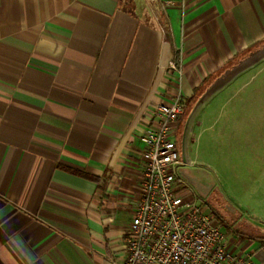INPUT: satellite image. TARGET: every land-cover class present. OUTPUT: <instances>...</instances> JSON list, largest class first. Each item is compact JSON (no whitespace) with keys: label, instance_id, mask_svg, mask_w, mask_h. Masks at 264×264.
Here are the masks:
<instances>
[{"label":"crops","instance_id":"0c3cea01","mask_svg":"<svg viewBox=\"0 0 264 264\" xmlns=\"http://www.w3.org/2000/svg\"><path fill=\"white\" fill-rule=\"evenodd\" d=\"M263 43L264 0H0V264L123 260L159 105ZM216 219L264 264V229Z\"/></svg>","mask_w":264,"mask_h":264},{"label":"rangeland","instance_id":"374dc122","mask_svg":"<svg viewBox=\"0 0 264 264\" xmlns=\"http://www.w3.org/2000/svg\"><path fill=\"white\" fill-rule=\"evenodd\" d=\"M260 58L196 115L190 133L192 164L179 172L215 215L212 195L227 212L222 214L227 220L264 229V52ZM202 91L186 102L182 131Z\"/></svg>","mask_w":264,"mask_h":264},{"label":"built area","instance_id":"2783aa9c","mask_svg":"<svg viewBox=\"0 0 264 264\" xmlns=\"http://www.w3.org/2000/svg\"><path fill=\"white\" fill-rule=\"evenodd\" d=\"M171 70L183 75L177 60ZM186 110L181 95L157 110L159 125L142 136L146 145L142 199L127 237V254L114 264H244L226 244L223 223L191 192L177 126ZM189 191L191 194L185 195Z\"/></svg>","mask_w":264,"mask_h":264},{"label":"water","instance_id":"95a60500","mask_svg":"<svg viewBox=\"0 0 264 264\" xmlns=\"http://www.w3.org/2000/svg\"><path fill=\"white\" fill-rule=\"evenodd\" d=\"M263 52H264V43L261 44L258 48L248 53L247 55H245L242 59L238 60L231 67L227 68V70L222 75L214 79V81L206 88L203 94L198 98L196 103L193 105V108L184 125L185 133L187 132L191 133L192 122L194 118L206 106L208 102H210L222 90L228 87L229 84L232 81H234L235 78H237L240 74H242L246 70L250 69L251 67H254L256 64L261 62L262 59L260 58V55ZM182 159L185 165L192 164V158L190 157L189 153L186 152V150H184L183 152ZM184 175L187 176V174Z\"/></svg>","mask_w":264,"mask_h":264},{"label":"flooded vegetation","instance_id":"af4514ba","mask_svg":"<svg viewBox=\"0 0 264 264\" xmlns=\"http://www.w3.org/2000/svg\"><path fill=\"white\" fill-rule=\"evenodd\" d=\"M178 142H179V147H180V151H181V155H183L184 150H186L187 153H191L190 151V133L184 132V128L183 131L181 130L179 132V138H178ZM211 203L213 204V208L215 209L216 214L221 217L224 218L225 220H227L223 215H226L227 212H225V210L221 207V205L219 203H217L214 199V196H211L210 199ZM223 214V215H222ZM230 215H228L229 217Z\"/></svg>","mask_w":264,"mask_h":264},{"label":"trees","instance_id":"16d2710c","mask_svg":"<svg viewBox=\"0 0 264 264\" xmlns=\"http://www.w3.org/2000/svg\"><path fill=\"white\" fill-rule=\"evenodd\" d=\"M259 46H260V45H259ZM259 46L254 47V48L250 49L249 51H247L243 56H241L239 59H237V60L234 61L232 64H230L227 68L231 67L234 63H236L238 60L242 59L245 55H247L248 53H250V52L253 51L254 49L258 48ZM227 68H226V69H227ZM217 77H218V76H217ZM211 79H212V78H211ZM211 79H209L207 82L209 83V81H210ZM215 79H216V78H215ZM213 81H214V79L209 83V85H210ZM207 82L205 83V85L208 84ZM205 85H204V86H205ZM209 85H208V86H209ZM208 86H207V87H208ZM207 87H205V89H203V91H202V88H201V89H199V90L196 92L195 96H196L200 91H202V92L199 94V96L197 97L196 101H197L198 98L203 94V92L206 90ZM195 96L192 97L189 101L193 100V99L195 98ZM196 101L194 102V104L196 103ZM182 118H183V116L181 117V120H180V123H179V126H180L181 130H182Z\"/></svg>","mask_w":264,"mask_h":264}]
</instances>
